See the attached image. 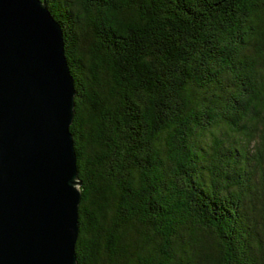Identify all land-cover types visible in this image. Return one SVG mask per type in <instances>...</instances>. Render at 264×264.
I'll return each mask as SVG.
<instances>
[{
  "label": "trees",
  "instance_id": "16d2710c",
  "mask_svg": "<svg viewBox=\"0 0 264 264\" xmlns=\"http://www.w3.org/2000/svg\"><path fill=\"white\" fill-rule=\"evenodd\" d=\"M74 79L78 264H264V0H41Z\"/></svg>",
  "mask_w": 264,
  "mask_h": 264
},
{
  "label": "water",
  "instance_id": "95a60500",
  "mask_svg": "<svg viewBox=\"0 0 264 264\" xmlns=\"http://www.w3.org/2000/svg\"><path fill=\"white\" fill-rule=\"evenodd\" d=\"M74 79L41 0H0V264H78Z\"/></svg>",
  "mask_w": 264,
  "mask_h": 264
}]
</instances>
